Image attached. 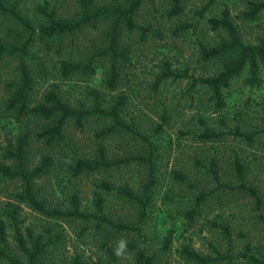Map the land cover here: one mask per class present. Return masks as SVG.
<instances>
[{
  "label": "rangeland",
  "instance_id": "374dc122",
  "mask_svg": "<svg viewBox=\"0 0 264 264\" xmlns=\"http://www.w3.org/2000/svg\"><path fill=\"white\" fill-rule=\"evenodd\" d=\"M89 1L91 12L103 7H126L130 2ZM259 1L181 0V11L175 14L174 0H143L134 14L136 27L129 29L125 23L119 26L118 50L122 55L115 89L108 84L112 63L108 54L95 57L92 72L78 70L67 76L63 72L64 63H86L96 51L109 46L113 17L100 16L73 33L44 37L39 32L35 36L26 58L32 77L29 103L44 102L50 92L73 107H91L92 91L100 93L106 107L122 97L121 120L134 131L116 128L100 136L98 133L111 126L112 121L92 115L82 127L69 120L62 139L48 143L40 133L44 125H54L58 116L51 120L18 121L16 112L8 109V100L21 81L19 60L11 55L0 60V162L11 164L3 157L5 148L30 130V169L38 166L45 154L52 157L49 171L35 180L38 197L45 200L47 207L69 209L72 195L78 194L81 210L101 214L114 224L138 226L137 230H128L97 219L46 217L16 197L22 191L20 179L0 172V216L9 224L7 214L12 206H18L24 226H31L46 241H55L50 244L45 264H72L77 255L85 263L113 264L108 249L116 252L121 241L126 242L119 256L124 264L135 262L138 249L154 256L156 264H201L188 259L186 246L211 258L208 264H253L243 255L247 244L250 254L264 259V64L260 65L258 83H250L248 68L232 79L223 89L222 105L212 90L203 84L193 86L191 78H166L159 82L166 63L173 71H188L196 77L219 72L220 61H203L199 48L201 43L211 46L227 37L212 30L208 22L211 17H219L225 8L230 10L243 40L258 43L264 37V10L253 20L245 19L244 13L250 10L251 2ZM3 2L15 6L38 29L47 23L39 7L54 11L58 20L76 19L85 11L81 0ZM0 36L7 43L22 45L29 32L15 18L0 12ZM205 129L225 134L206 141L200 137ZM236 129L262 132L251 142L233 134ZM101 147L112 160L131 156L144 160L134 159L74 176L76 161L96 160ZM212 158L217 160L222 184L240 183L235 163H242L245 182L256 188L262 198L261 208L247 191L219 187L210 173ZM103 182L109 183L112 190L102 187ZM124 188L138 198L122 193ZM204 192L209 195L199 203L198 197ZM140 198L147 205L142 221ZM223 225L229 227L230 233ZM12 236L9 228V247L16 254ZM167 239L170 244H166Z\"/></svg>",
  "mask_w": 264,
  "mask_h": 264
},
{
  "label": "trees",
  "instance_id": "16d2710c",
  "mask_svg": "<svg viewBox=\"0 0 264 264\" xmlns=\"http://www.w3.org/2000/svg\"><path fill=\"white\" fill-rule=\"evenodd\" d=\"M81 1L85 7V11L81 16L71 20H58L55 18L54 11L49 12L46 7H39V10L47 17V23L38 29L30 20L23 17L15 6H8L3 2V0H0V12L15 18L29 32L28 38L22 45L7 43L0 36V60L5 55L16 57L19 60L18 68L21 73V81L18 85H15V92L8 100V109L16 112L15 117L18 121H25L24 119L27 118L51 120L58 116L54 125H44V130L40 133L41 135H45L47 137L48 143H53L55 140L62 139L63 128L69 120H74L78 127H82L85 120L92 115L109 118L112 121L111 126L106 127L98 133L100 136L107 135L113 132L116 128H127L134 131L129 125L125 124L121 120L120 111L124 104L122 97H119L116 104L109 107L104 106L100 93L96 91L91 92L93 98V104L91 107H86L84 105L81 107L70 106L55 92L46 94L44 102L31 104L28 101L29 92L32 90V77L28 69L26 58L30 55V47L35 36L39 32L42 33L44 37H53L56 35L73 33L81 29L87 23L95 21L100 16L113 17L114 19L109 46L105 49L96 51L92 58L86 63H64L63 72L66 76L78 70L82 72H92V62L95 57L98 55L108 54L112 57L108 84L112 89H115L119 78L118 60L122 55V52L118 50L119 26L120 24L125 23L129 29L136 27L134 14L139 9L143 0H130L126 7H103L98 8L93 12L88 10L91 5L89 0ZM180 2L181 0H174L175 7L172 11L173 13L178 14L181 11ZM250 4V10L244 13V18L253 20L257 17L258 13L264 10V0L251 2ZM208 22L212 30L221 31L227 36L223 37L220 42L211 46L201 43L199 48L200 56L203 61H220L221 69L219 72L215 75L196 77L189 74L188 71L183 73L173 71L170 64L166 63L165 72L159 78V82L166 78H173L174 80L191 78L193 80V86L203 84L212 90L218 104L222 105L223 89L228 87L232 79L238 77L246 68L249 70L250 83L255 84L260 81V65L264 64V37L256 44L246 43L241 36L238 26L232 19L231 12L228 8L223 9L219 17H211ZM261 132L262 131L260 130H256L251 133H247L241 131L240 129H236L232 133L252 142ZM224 134L225 133L223 132L205 129L201 133L200 137L207 141L219 139ZM31 137L32 131L27 130L24 134H21L17 138L15 143L11 142L9 146L5 148L3 154L5 159L11 161V164L0 162V172L3 176L11 179H20L22 181V191L18 192L16 195L20 201L28 203L35 211L49 218H76L84 220L97 219L100 223L116 225L122 229H138V226H131L127 223L114 224L111 219L102 216L101 214L94 212L88 213L81 210L80 198L78 194L72 195L71 208L69 209H51L47 207L45 200L38 197V191L35 189V180L49 171L52 165V157L49 153L45 154L41 163L30 169L27 152L30 148ZM134 159L144 160L141 156L122 157L112 160L107 157L105 148L101 147L99 149V157L96 160L78 159L73 168V175L78 177L87 171L120 166ZM148 161L152 167L153 164L151 162V158ZM244 169L245 168L242 163L237 160L235 163V171L240 183L237 186L222 184L220 183V170L216 158H212L210 162V173L219 183V187H229L231 189L247 191L255 198L258 208H261L263 203L262 198L256 188L245 182ZM102 187L108 191L112 190L111 185L107 182H103ZM121 191L130 198H138L129 188H124ZM208 195L209 194L206 192L201 193L198 197V202L201 203L205 201ZM139 201L143 204L142 216L140 218V221H142L146 215L145 208L147 205L141 198ZM98 203L102 206L101 199L98 200ZM7 215L10 219L9 224L4 217L0 216V262L7 261L9 264H45V260L49 254L50 244L55 243V241H46L45 236L42 234L36 235L31 226H24L25 220L24 218H20V208L18 206H12ZM222 227L225 229L226 233H230L228 226L223 225ZM9 228H11L13 232L12 237L18 252L16 254L12 253L9 247ZM166 244H170V239H167ZM247 249V252L243 253L244 257L249 258L253 264H264V259L258 258L249 253V249H251L250 244H247ZM108 251L113 264H124L120 257L115 254V250L113 248H109ZM184 253L187 255L188 259L196 260L201 264H208L212 261L211 258L203 256L188 246L184 248ZM72 264L97 263H85L82 257L77 255L73 258ZM130 264H156V261L155 257L148 255L144 249H138L135 262Z\"/></svg>",
  "mask_w": 264,
  "mask_h": 264
},
{
  "label": "clouds",
  "instance_id": "9594fccd",
  "mask_svg": "<svg viewBox=\"0 0 264 264\" xmlns=\"http://www.w3.org/2000/svg\"><path fill=\"white\" fill-rule=\"evenodd\" d=\"M126 248V242L125 241H121L119 247L117 248L115 254L119 257L122 255L123 250Z\"/></svg>",
  "mask_w": 264,
  "mask_h": 264
}]
</instances>
